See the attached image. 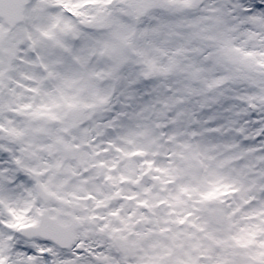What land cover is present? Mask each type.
I'll use <instances>...</instances> for the list:
<instances>
[{
	"label": "snow or ice",
	"instance_id": "6c2138e0",
	"mask_svg": "<svg viewBox=\"0 0 264 264\" xmlns=\"http://www.w3.org/2000/svg\"><path fill=\"white\" fill-rule=\"evenodd\" d=\"M0 264H264V0H0Z\"/></svg>",
	"mask_w": 264,
	"mask_h": 264
}]
</instances>
